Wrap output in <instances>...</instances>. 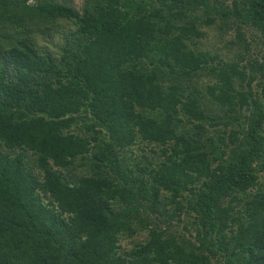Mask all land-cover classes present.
Listing matches in <instances>:
<instances>
[{
    "label": "trees",
    "instance_id": "obj_1",
    "mask_svg": "<svg viewBox=\"0 0 264 264\" xmlns=\"http://www.w3.org/2000/svg\"><path fill=\"white\" fill-rule=\"evenodd\" d=\"M0 264H264V0H0Z\"/></svg>",
    "mask_w": 264,
    "mask_h": 264
},
{
    "label": "rangeland",
    "instance_id": "obj_2",
    "mask_svg": "<svg viewBox=\"0 0 264 264\" xmlns=\"http://www.w3.org/2000/svg\"><path fill=\"white\" fill-rule=\"evenodd\" d=\"M75 2L79 3L80 0H75ZM232 35V32H231ZM222 47V43L219 41L215 30L209 29V36L207 38L202 39V46L201 49L203 48H209L211 50H217L220 55L224 58H226V52L224 49H219ZM231 54H228V56Z\"/></svg>",
    "mask_w": 264,
    "mask_h": 264
}]
</instances>
